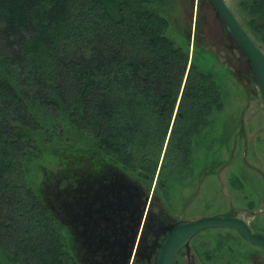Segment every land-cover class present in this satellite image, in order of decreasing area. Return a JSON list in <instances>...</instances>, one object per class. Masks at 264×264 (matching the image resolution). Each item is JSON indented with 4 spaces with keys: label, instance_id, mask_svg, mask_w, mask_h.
I'll return each instance as SVG.
<instances>
[{
    "label": "trees",
    "instance_id": "16d2710c",
    "mask_svg": "<svg viewBox=\"0 0 264 264\" xmlns=\"http://www.w3.org/2000/svg\"><path fill=\"white\" fill-rule=\"evenodd\" d=\"M160 1L0 0V248L11 264H154L172 222L148 204L170 203L171 182L193 176L194 139L223 106L197 49L167 35ZM236 11L263 45L264 0Z\"/></svg>",
    "mask_w": 264,
    "mask_h": 264
},
{
    "label": "rangeland",
    "instance_id": "374dc122",
    "mask_svg": "<svg viewBox=\"0 0 264 264\" xmlns=\"http://www.w3.org/2000/svg\"><path fill=\"white\" fill-rule=\"evenodd\" d=\"M238 2L234 0L235 9ZM158 7L169 18L167 35L191 55L197 49L199 65L218 84L223 106L212 111L208 126L194 139L193 176L173 180L170 203L155 200L148 204L147 216L175 223L263 209L264 108L248 58L227 33L212 0H161ZM239 16L245 22L244 14ZM60 164L59 160L50 162L48 170L56 171ZM36 165L31 181L40 190L45 174ZM250 222L264 233V215ZM141 235L140 231L137 244ZM136 252L137 245L133 255ZM0 264H11L1 248ZM175 264H264V249L250 244L236 230L208 229L193 238Z\"/></svg>",
    "mask_w": 264,
    "mask_h": 264
},
{
    "label": "water",
    "instance_id": "95a60500",
    "mask_svg": "<svg viewBox=\"0 0 264 264\" xmlns=\"http://www.w3.org/2000/svg\"><path fill=\"white\" fill-rule=\"evenodd\" d=\"M217 15L227 33L246 55L253 68L257 97L264 108V48L238 15L234 0H212ZM249 215V217H247ZM264 215L260 210L241 209L235 214L208 215L197 219H183L164 227L165 235L156 252L154 264H175L183 249L189 250L195 236L208 229L228 228L238 231L250 244L264 249V233L255 230L251 218Z\"/></svg>",
    "mask_w": 264,
    "mask_h": 264
},
{
    "label": "flooded vegetation",
    "instance_id": "af4514ba",
    "mask_svg": "<svg viewBox=\"0 0 264 264\" xmlns=\"http://www.w3.org/2000/svg\"><path fill=\"white\" fill-rule=\"evenodd\" d=\"M177 258V257H176Z\"/></svg>",
    "mask_w": 264,
    "mask_h": 264
}]
</instances>
